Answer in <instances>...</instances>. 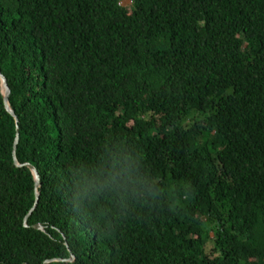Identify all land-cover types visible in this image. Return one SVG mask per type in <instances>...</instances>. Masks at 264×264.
<instances>
[{
  "label": "trees",
  "instance_id": "16d2710c",
  "mask_svg": "<svg viewBox=\"0 0 264 264\" xmlns=\"http://www.w3.org/2000/svg\"><path fill=\"white\" fill-rule=\"evenodd\" d=\"M125 1L0 0V264H264V0Z\"/></svg>",
  "mask_w": 264,
  "mask_h": 264
},
{
  "label": "water",
  "instance_id": "95a60500",
  "mask_svg": "<svg viewBox=\"0 0 264 264\" xmlns=\"http://www.w3.org/2000/svg\"><path fill=\"white\" fill-rule=\"evenodd\" d=\"M0 80H1V85H2V89H3V93H4V99H5V104H6V107H7V110L15 116L16 118V121H17V138H16V143H15V149L17 148V144H18V141H19V124H18V121H19V118L18 116L16 115L15 111L12 109L11 105H10V102H9V96H10V93H11V88L8 84V80L6 78L5 75H2V73L0 72ZM15 154V160H16V164L18 166H27L29 167L34 175H35V178H36V184L37 185H40L41 183V179H40V173H39V170L34 166L32 165L31 163H20L18 162V159H17V156H16V152L14 153ZM39 199H40V193L37 191V194H36V202H35V205L34 207L31 209V212L29 215H31L33 213V211L36 209L37 205H38V202H39ZM27 220L26 219V225H27ZM35 228H38V229H42V225L41 224H35L34 225ZM66 261H69V262H74L75 261V257L72 256L71 259L69 260H66ZM46 264H49V262H47Z\"/></svg>",
  "mask_w": 264,
  "mask_h": 264
},
{
  "label": "rangeland",
  "instance_id": "374dc122",
  "mask_svg": "<svg viewBox=\"0 0 264 264\" xmlns=\"http://www.w3.org/2000/svg\"><path fill=\"white\" fill-rule=\"evenodd\" d=\"M122 6L125 7V8H130V7H131V1L126 0V1L123 3Z\"/></svg>",
  "mask_w": 264,
  "mask_h": 264
}]
</instances>
